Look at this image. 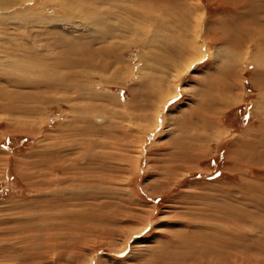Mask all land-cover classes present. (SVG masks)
Segmentation results:
<instances>
[{"label": "rangeland", "instance_id": "obj_1", "mask_svg": "<svg viewBox=\"0 0 264 264\" xmlns=\"http://www.w3.org/2000/svg\"><path fill=\"white\" fill-rule=\"evenodd\" d=\"M111 1L140 11L151 0ZM104 2L21 0L16 31L0 22V61L18 41L24 62L79 75L65 91L22 84L35 116L15 120L0 99V264H264V0H155L190 38L182 57L160 31L143 38L154 22L137 38L64 34ZM70 182L75 198L59 193ZM201 232L213 238L206 261L191 249Z\"/></svg>", "mask_w": 264, "mask_h": 264}, {"label": "bare ground", "instance_id": "obj_2", "mask_svg": "<svg viewBox=\"0 0 264 264\" xmlns=\"http://www.w3.org/2000/svg\"><path fill=\"white\" fill-rule=\"evenodd\" d=\"M20 1L21 0H0V22L1 23H4V24H12L13 27L15 26L14 27L15 28L14 29L15 31H16V27H18V25L20 23L19 20L22 17V14H24L23 13V9L21 10L22 4L20 3ZM151 1H152V3H151ZM151 1H150V3H147V4H149V6H145L144 3L143 4H140L139 3L140 6H141V8H142V10L135 11L134 8H133L134 10H132L127 5H126L127 6L126 7L124 5L117 4V2H114V1H111V0H108V1L105 0L104 3H108V5H110V6L109 7H103V9L102 10H99V11H94L93 12L94 18H91L87 14L85 16L82 15L83 19H85L88 23H91V26H89V24L88 25L87 24L84 25L83 23H85L86 21L83 22V23L80 22V23L83 24V27H86V28H80V30H79L78 29V25H77V28H74V27L66 28V29L63 30V32H64V34L66 33V35H69V36H74L75 34L79 35V36H77L75 38H72L74 40H81L82 38H84L83 36H87L90 39H93V40H101L102 41L103 39H107V38L108 39H111V38H113L115 36V34H117V33L122 34V33H127V32H133L135 30L136 32H133V33L136 35L135 37L137 38L138 36L144 35L142 33L144 31H145L146 34L149 33L148 23L154 22L155 24H157L158 28L157 29L156 28L154 29V32L152 33L151 37L147 36V37H143V38L145 40H147V41L149 40L148 38H150L152 40L153 39V35L154 34L157 35L155 32L160 31V33H161L160 40L162 42L163 41H169L171 43V44H168L167 43L169 45L168 47L171 50L170 51L171 54L172 53H176L178 55H181V57H182L183 54L186 53L188 51V49H189L188 48V45H189L188 43H189L190 38L187 37V39H186L185 38V34L180 33L178 31H175V30L173 31V29L169 26V23H176V22H171V21H175L176 19H178V17L176 16L177 17L176 18L173 15L172 11H171V10H174L175 9L174 6H172L171 4H169L170 2L169 3L167 2V6L166 5L165 6H162V5L157 4L158 2L155 3L154 2L155 0H151ZM168 1H170V0H168ZM133 2H134V0H133ZM141 2H142V0H141ZM161 2H162V0H161ZM133 5H134V3H133ZM140 6H138V7H140ZM114 8H118L119 11L115 10ZM122 10L124 11V13L123 14H119ZM183 10L187 14L190 9L188 7V8L183 9ZM166 15H167V17L165 18ZM149 16H152V17H149ZM67 20H69V18ZM138 20H140L139 23L137 22ZM71 21H72V19H71ZM184 21H186V20H184ZM145 23H147V25H144ZM182 24H184V23H182ZM89 27H91L90 30H92V31L90 33L85 32V31H88ZM166 29L168 30L167 34H169V37H170L171 41L169 40V38H167V36H164L163 35V33H165L163 31L166 30ZM12 30H13V28H12ZM71 30H72L73 33H71ZM57 36L58 35L56 34V37ZM178 37H179V40H180V44L178 42ZM183 37L185 38V40L183 39ZM172 39H174V41H175L174 43H173ZM64 40H65V38H64ZM16 42L17 43H13L12 42L13 44H11L9 46V48L5 51V54L6 55L5 54L4 55L6 57L5 56H2L4 58L0 61V85H3V86H0V99H2V101H3L2 103H4L2 105V109H4V113L10 115L15 120H16L17 117H21L20 115H24V114L25 115L35 116V115H33L35 113L34 110H32V111L29 110V109H26L25 110L24 108H21V106H20V103H22L23 99H22V96L20 95V93L18 91H20L19 88H22V84H25L26 82L27 83H30V84L32 82H36L34 85H36V84L37 85L38 84H42V85H44V87L47 88V91L57 90V89H63L65 91V90L71 89L72 87H78L79 86L77 83H75V82H77L76 79L79 76L77 73H73V76H71V75L68 74V77H67L66 75L63 76L58 71L56 73V71H55L56 69H54L55 67L54 68H51L52 65L51 66L49 65V67H48V66L44 65L45 63H42L40 60H38L39 62H33V64L24 62V60L21 59L22 57L19 54L20 52H18L19 51L18 49L21 48V45L22 44L19 43L18 41H16ZM62 44H65V43H62ZM110 44L112 45V43H110ZM158 44H159V41H158ZM163 44L164 43H162V46H163ZM111 45H110V47H111ZM118 45H121V44H118ZM102 46H103V48H98V47L96 48L97 49V53H96L97 54V57L100 58L98 62H100L99 65L101 64L102 67H100L101 65L100 66L99 65H96L95 70H99V72L101 74H104L106 76V74H107V68L110 67V66H109V63H106V60L104 58H107L108 57L110 51L107 48L108 45H102ZM165 46H166V44H165ZM168 47H167V49H168ZM69 49H71V47ZM80 49H81V47H80ZM65 50H67V49H65ZM164 50H166L165 47H164ZM8 51H10V52H8ZM74 51H75V49H74ZM78 51H79L78 52L79 53V57L85 56V57H88L89 58V55H90V52L89 51H87V52L86 51H80V50H78ZM72 54H74V52ZM172 55H175V54H172ZM176 56L177 55H175V57ZM56 57H58V56H56ZM76 57H77V55H76ZM88 58L86 59V61H88L90 59V58L89 59ZM32 59H34V58H32ZM117 59H118V61L120 60L119 57H117ZM79 60H77L75 57L72 58V59L70 58L68 60L69 62L68 61L67 62L65 61L64 64H67V65H64L63 68L64 67H67L69 65H72V66L74 65L75 66V64H79L78 63ZM93 60L94 59H92L91 61L93 62ZM169 60H171V59H169ZM48 62H47V64H49ZM82 64H84V63H82ZM84 65H86V64H84ZM76 66H79V65H76ZM70 68H71V66H70ZM22 71L25 72V74L27 75L26 76L27 78L26 77L23 78L24 76L21 75L22 74ZM31 77L32 78L34 77L35 79L37 78V80L33 79L34 81H30V78ZM59 77H61V79ZM80 79H81V75H80ZM3 82L4 83H8V84H10V86H12L13 93L10 94V93H8V91H6V86L7 85L4 84ZM31 87H33V86H31ZM83 92H84V90H81V91L76 90L74 94H76L77 99H79V98H81L80 96L82 95ZM51 96H48V97L50 99H52ZM89 96H92V94H89ZM35 100H32V101H35ZM228 100H230V99H228ZM13 124L16 125V128H19V123L18 122L14 123V121H13ZM70 191L73 192V193L77 192V191L72 190V189ZM79 195H81V194H79ZM51 202H53V201H51ZM61 213L63 214V217H66L67 218V216H68V218H69V213H67L66 211L61 212ZM78 213H79V215L82 214L80 212H78ZM51 214L52 213L49 214V218L51 217ZM73 215L74 216H77V214H73ZM86 217H88V216H86ZM38 218H40V217H38ZM38 218L35 217L36 220ZM46 222H48V221H46ZM52 224L47 225V226H44L43 223H41L39 225L38 224H35V226L37 227V229L38 228H41V227H46L47 228V227H50ZM225 234H226V232H225ZM208 235L210 236V234H208ZM38 238L41 239L40 237H38ZM212 242H213V238H208V237H205L204 238V232H201L200 235H197L196 234V242H195L196 244H195L194 248L192 247L191 249H193L194 254H195V252H197L199 260H201V261L202 260L203 261L210 260L211 257L205 251H206V248H208L209 250H213L214 249V244ZM207 243L213 244V245H208ZM220 245L222 246V248H227V247L230 246L229 245V241L226 238L222 242H220Z\"/></svg>", "mask_w": 264, "mask_h": 264}, {"label": "crops", "instance_id": "obj_3", "mask_svg": "<svg viewBox=\"0 0 264 264\" xmlns=\"http://www.w3.org/2000/svg\"><path fill=\"white\" fill-rule=\"evenodd\" d=\"M69 185H66V186H64V187H62L61 188V190H59V193H63L65 196H66V198L67 197H74L72 194H70V190L71 189H74V188H78V187H80V185L79 186H77V185H75V186H72V184H71V182L70 183H68ZM76 184V183H75ZM75 198V197H74ZM72 202V201H71Z\"/></svg>", "mask_w": 264, "mask_h": 264}, {"label": "snow or ice", "instance_id": "obj_4", "mask_svg": "<svg viewBox=\"0 0 264 264\" xmlns=\"http://www.w3.org/2000/svg\"><path fill=\"white\" fill-rule=\"evenodd\" d=\"M169 103H172V101H169ZM148 229H145V231H147Z\"/></svg>", "mask_w": 264, "mask_h": 264}]
</instances>
